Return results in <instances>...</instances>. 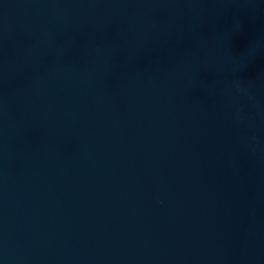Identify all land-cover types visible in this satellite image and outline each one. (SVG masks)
I'll list each match as a JSON object with an SVG mask.
<instances>
[{"label":"water","instance_id":"water-1","mask_svg":"<svg viewBox=\"0 0 264 264\" xmlns=\"http://www.w3.org/2000/svg\"><path fill=\"white\" fill-rule=\"evenodd\" d=\"M0 264H264V0H0Z\"/></svg>","mask_w":264,"mask_h":264}]
</instances>
